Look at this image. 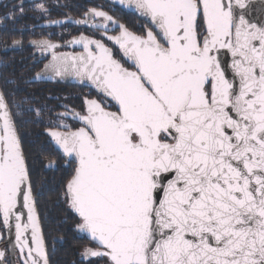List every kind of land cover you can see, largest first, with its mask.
Here are the masks:
<instances>
[{
	"label": "snow or ice",
	"instance_id": "1",
	"mask_svg": "<svg viewBox=\"0 0 264 264\" xmlns=\"http://www.w3.org/2000/svg\"><path fill=\"white\" fill-rule=\"evenodd\" d=\"M118 2L139 31L91 7L64 22L91 35L29 41L51 56L33 80L91 89L46 127L68 169L61 200L89 241L82 260L264 264V0ZM31 10L51 15L44 0ZM27 11L21 0L6 18ZM69 44L81 51L57 52ZM10 95L0 89V264H52L13 112L29 99Z\"/></svg>",
	"mask_w": 264,
	"mask_h": 264
},
{
	"label": "flooded vegetation",
	"instance_id": "2",
	"mask_svg": "<svg viewBox=\"0 0 264 264\" xmlns=\"http://www.w3.org/2000/svg\"><path fill=\"white\" fill-rule=\"evenodd\" d=\"M21 0H0V89L11 93L9 99L15 100L17 104L24 101L25 98L29 102H25L22 108L13 107V112L19 115L37 117L33 112L26 111L28 108L43 109L41 117H37V125L35 130L45 135L47 142L45 149L49 152V157L38 159L45 165L49 159L56 161V167L46 168L48 173L46 177L56 180L60 183L66 180L68 169L64 166V161L60 159V154L55 150L50 137L46 133L47 121L49 116H55L56 113L62 112L64 109L59 105H67L71 108L79 110L85 96L91 91L90 88L66 84H57L49 82H34L33 76L40 71L51 56L48 53H41L38 49L30 46L29 41L33 39L49 38L54 42L65 44L71 38L80 33L91 35V30H86L83 26L75 23H64L69 18L73 21L80 19L82 13L91 7H102L115 18L125 23L130 29L139 31L140 25L143 23L140 19L129 14L124 9L105 0H44L50 7V16H40L38 12L31 10L33 3L40 0H24L25 8L28 10L26 15L15 21L6 18V14L13 5H17ZM50 20H59L61 24H51ZM35 26V27H33ZM23 29V31H21ZM14 40H22V46H14ZM79 46L67 45L57 49V52H79ZM94 94V93H93ZM53 109V112H49ZM71 122V121H70ZM25 129H29L27 126ZM20 130H23V125ZM52 148V151H49ZM64 207L71 212L70 220L71 229L76 237L75 241L78 245L68 254L67 263L65 264H85L82 260L81 252L85 246H89V241L83 238V234L76 230L75 214L64 204ZM2 246V244H0ZM50 258L51 253L49 250ZM52 261V258H51Z\"/></svg>",
	"mask_w": 264,
	"mask_h": 264
},
{
	"label": "trees",
	"instance_id": "3",
	"mask_svg": "<svg viewBox=\"0 0 264 264\" xmlns=\"http://www.w3.org/2000/svg\"><path fill=\"white\" fill-rule=\"evenodd\" d=\"M18 127L23 139L26 153L29 155L33 164V179L35 182V190L43 191V195L38 197L39 212L42 220L45 235L48 239L49 250L51 253L52 264L67 263L68 254L78 245L74 237L77 235L71 229L70 220L72 214L65 207L61 200L60 193L66 180L60 183L46 177L48 170L45 164L38 159L49 157V152L45 149L47 139L40 131L35 130L37 125V117L21 116L17 117ZM29 129H25L24 127ZM49 151H52L50 148ZM69 259V258H68Z\"/></svg>",
	"mask_w": 264,
	"mask_h": 264
},
{
	"label": "water",
	"instance_id": "4",
	"mask_svg": "<svg viewBox=\"0 0 264 264\" xmlns=\"http://www.w3.org/2000/svg\"><path fill=\"white\" fill-rule=\"evenodd\" d=\"M105 1H109L111 3H113L114 5L119 6L120 8L124 9L126 12H128L129 14H132L133 16L137 17L138 19L139 16L137 14L134 13V11L132 9H129L127 7L121 6L118 2V0H105ZM141 21H143L142 19H140ZM144 22V21H143ZM34 82H49V83H57V84H66V85H74V86H82V87H86L89 88L87 86V84H81L79 81H77L74 77H66L63 80H60L59 78H50L48 80H37ZM53 144V143H52ZM54 146V145H53ZM55 148V147H54ZM56 150V149H55Z\"/></svg>",
	"mask_w": 264,
	"mask_h": 264
}]
</instances>
